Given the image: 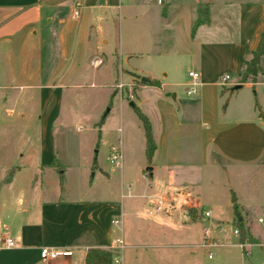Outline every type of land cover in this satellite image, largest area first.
Listing matches in <instances>:
<instances>
[{
	"label": "rangeland",
	"instance_id": "obj_1",
	"mask_svg": "<svg viewBox=\"0 0 264 264\" xmlns=\"http://www.w3.org/2000/svg\"><path fill=\"white\" fill-rule=\"evenodd\" d=\"M199 2H208L213 10L220 11L233 10L238 3L246 4V9H264V0H119L120 9L113 5L95 14L78 8L83 11L82 19L72 20L74 33L62 53V73L55 77L66 79L52 127L50 154L56 165L41 172L35 161L25 163L18 158L20 164H25L24 182L13 177L12 168L0 170V201L5 202L6 214L16 212L10 208V192L15 188L25 199L22 203L35 206L40 200L116 196L124 210L119 225L126 244L116 255L119 264H264V160L221 159L219 163L212 155L203 159L189 139L191 130L198 126L192 123L199 119L201 84L196 93L187 94L192 80L188 71H197V61L203 60L225 94L217 95L219 111L231 97L228 113L233 110L235 97L227 89L234 83L228 82L237 80L238 72L226 67L229 63L223 64L235 55L230 44L237 40L239 31L233 22L229 29L206 33L208 44L192 42L191 27ZM231 14L234 21L235 14ZM87 20L106 39L105 44L96 42L98 52L113 59L115 67L106 61L93 69L89 63L91 46L81 42ZM126 49L138 54L127 64L121 60ZM193 49H200V58L191 57ZM51 50L59 51L58 42ZM121 67L140 77L154 76L159 89L130 86L133 76L119 72ZM226 74L229 78L223 86L221 77ZM197 80L200 82V77ZM120 82L121 89L117 87ZM169 91L176 92V98L164 97ZM160 99L166 104L159 103ZM130 101L149 119L158 146L151 158L146 153L142 121ZM36 115H32L34 123ZM25 131H19L16 144L27 153ZM32 132L34 144L36 130ZM112 146L120 154L117 165L111 162ZM148 167L154 168L152 177ZM170 171L182 181L180 185L164 186ZM46 186L51 189L49 193ZM239 218L246 230L242 249L240 235L233 233ZM250 237L256 243L249 242ZM81 255L56 258V264H79ZM39 264L47 262L41 259Z\"/></svg>",
	"mask_w": 264,
	"mask_h": 264
},
{
	"label": "crops",
	"instance_id": "obj_2",
	"mask_svg": "<svg viewBox=\"0 0 264 264\" xmlns=\"http://www.w3.org/2000/svg\"><path fill=\"white\" fill-rule=\"evenodd\" d=\"M117 2L119 0H0L1 171L12 168L13 177L24 182L25 164H20L18 158L24 159L25 163L35 161L36 168L41 172L53 164L51 162L53 157L51 158L50 154L54 137L52 127L59 113L62 90L66 81L55 77L62 73L59 70L64 59L62 53H65L68 38L74 33L71 29L74 24L72 20L82 19L83 11L80 12L78 8H86L89 14H95L101 12V8H109L113 5L120 9L122 5ZM128 6L126 4V7ZM246 6L238 3L233 5V10L220 11L213 10L210 4L209 21L199 25L193 36L190 34L192 42L208 44L210 40L208 36H204L206 33H212L213 30L220 28L229 29V24L233 22L239 31L237 40L230 44L235 55L223 64L229 63L226 67H233L234 71L241 69L243 61L249 56L246 50L257 46L260 33L264 29V9L261 7V10L258 9L260 11H256L254 8L246 9ZM232 11L235 14L234 21L231 17ZM88 21L83 28L85 37L81 42L83 46H91L87 56L89 63L93 69H97L106 61L115 67L116 63L113 59L108 60L104 52L102 54L98 52L99 47L96 46V42L104 44L107 42L106 39H102L103 35L97 33L95 25ZM216 24L225 26L216 27ZM56 42L59 51L51 50ZM220 44L229 45L225 42ZM83 46L81 49L84 48ZM192 53L191 57L200 58V49H193ZM136 55L138 54L126 49L124 59L121 60L127 64ZM118 56L120 52L117 53V59L120 60ZM196 64L198 70H189L188 73L194 71L200 77L199 119L192 123L200 128L197 126L192 129V124L187 126L192 129L189 139L196 146L198 153L203 159L212 155L213 160L216 159L219 163L222 162L221 159L264 160V79L242 83L240 88L233 90L232 87L238 82L236 80L228 82L229 85L234 83L227 89L230 91V96H235L233 110L228 113L232 104L231 97L226 105H222L223 110L219 111L217 95L222 97L225 94L220 84H216L217 76L211 77V71L206 69L202 59ZM120 71L128 72L133 76L128 82L130 86L139 89L149 86L159 87L143 83L139 74L132 70L121 67ZM146 77L148 80L156 79L152 75ZM166 93L164 97H171ZM171 93H174V97L171 98H176V92ZM158 102L166 104V101L161 99ZM35 114L37 121L34 123L32 115ZM24 129L28 131L23 133L29 142L27 153L19 150L16 144L19 131ZM33 130H36L34 144L31 138ZM156 148L158 149V146ZM147 171L149 176L154 175L153 167H148ZM176 181L174 173L170 171L164 186L182 183ZM130 187L131 185L128 184V188ZM46 190L49 193L51 189L46 186ZM41 191L43 188L39 192L42 193ZM10 194V208H14L16 212L12 215L6 214L5 202L0 201V239L9 236L15 241V246L5 248L0 245V264H39L41 246L80 248L79 252H75L82 254L79 257V264H85L84 257L88 248L110 247L115 249L118 255L120 249L126 247L123 239L124 230L119 225L124 210L116 196L107 199L40 200L35 206L32 203H22L25 199L17 188ZM152 205L154 206L155 203ZM113 220L115 222H112ZM252 237L255 240L257 238L253 234ZM118 240L122 242L121 246L117 245ZM255 240L253 239L254 242ZM58 261L53 259L47 264H56ZM65 261L70 260L65 258ZM117 261L120 262L118 259Z\"/></svg>",
	"mask_w": 264,
	"mask_h": 264
},
{
	"label": "trees",
	"instance_id": "obj_3",
	"mask_svg": "<svg viewBox=\"0 0 264 264\" xmlns=\"http://www.w3.org/2000/svg\"><path fill=\"white\" fill-rule=\"evenodd\" d=\"M209 3L208 2H199L196 6V18L191 27V36H193L196 28L209 21ZM247 54L249 57L243 61V66L237 72V82L245 83V82H257L259 79H264V65H263V57H264V29L260 33L259 41L257 46L254 49H247ZM143 83L159 86V83L155 80H147L143 81ZM134 107V111L136 112L139 119L142 121L145 133L146 140V153L149 158L154 153L156 148V144L154 138L152 136L150 122L147 116L132 103ZM53 164L57 161L52 159ZM62 177V176H61ZM237 229L240 231L239 233V241H243L246 235V230L240 220L237 221ZM251 238V237H250ZM249 242H252L253 239H248ZM116 253L114 249L110 247H91L86 250L84 263L85 264H119L115 262L114 257Z\"/></svg>",
	"mask_w": 264,
	"mask_h": 264
},
{
	"label": "built area",
	"instance_id": "obj_4",
	"mask_svg": "<svg viewBox=\"0 0 264 264\" xmlns=\"http://www.w3.org/2000/svg\"><path fill=\"white\" fill-rule=\"evenodd\" d=\"M75 14H77V12H75ZM188 75L192 78L191 82L187 85L186 88V92L187 94H194L197 92L198 87L200 86V82L197 80L199 75L197 72L194 71H190L188 73ZM229 78V75L226 74L225 76H223L221 78V84H223L224 82H226V80ZM117 87L119 89L123 88V84L119 83L117 85ZM129 97H131V94L129 93ZM111 150L114 151V153L111 155V162H114L116 165L118 164V157L120 156V154L117 152L116 147L112 146ZM160 207L156 208V211H159ZM205 215H208V212H205ZM258 221H262V218H259ZM112 222H115V220H113ZM233 233L235 236H239V231L237 228L233 229ZM246 240L244 241H239V246L243 247V245H245ZM121 241L118 240L117 241V245L121 246ZM0 245L1 247H5V248H11L13 246H15V241L9 237L6 236L4 238L0 239ZM204 245H209L208 243H204ZM80 248H75V247H62V248H53V247H48V246H41L39 248V256L42 260H45L47 263L49 262V260L51 259H56V258H62V257H69L71 256L73 253L75 252H79ZM115 262L118 263L117 259H114Z\"/></svg>",
	"mask_w": 264,
	"mask_h": 264
},
{
	"label": "water",
	"instance_id": "obj_5",
	"mask_svg": "<svg viewBox=\"0 0 264 264\" xmlns=\"http://www.w3.org/2000/svg\"><path fill=\"white\" fill-rule=\"evenodd\" d=\"M141 79H142L143 81H147V80H148V78L145 77V76H142ZM241 86H242V83H239V82H238V83H235L234 86L232 87V90H233V89L240 88ZM166 95H167V96L174 97V93H171V92H167ZM130 104L132 105V102H130ZM149 168H151V167H149ZM233 200H235V198H233Z\"/></svg>",
	"mask_w": 264,
	"mask_h": 264
}]
</instances>
